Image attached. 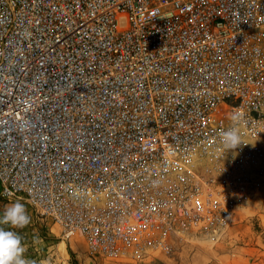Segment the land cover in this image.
I'll use <instances>...</instances> for the list:
<instances>
[{"label": "built area", "instance_id": "obj_1", "mask_svg": "<svg viewBox=\"0 0 264 264\" xmlns=\"http://www.w3.org/2000/svg\"><path fill=\"white\" fill-rule=\"evenodd\" d=\"M263 183L264 0H0L3 198L145 260L225 242Z\"/></svg>", "mask_w": 264, "mask_h": 264}, {"label": "rangeland", "instance_id": "obj_2", "mask_svg": "<svg viewBox=\"0 0 264 264\" xmlns=\"http://www.w3.org/2000/svg\"><path fill=\"white\" fill-rule=\"evenodd\" d=\"M15 201L22 202L31 216V223L16 231L22 236L27 248L25 256L34 260L36 264H210V260L203 261V254L209 249L219 248L221 251V249L231 247L229 245L238 239V232L241 228H246L244 232L250 234V229L262 227L258 225L256 217L260 213L264 215V183L260 189L255 190L248 197L244 206L238 210L237 220L239 222L230 228L226 243L222 242L223 244L218 243L212 246L211 243L201 238L182 237L178 242L179 251L177 252L179 254H176L174 258H172L173 255H170V258L162 254L145 260H120L94 255L86 247L82 236L78 234L70 237L63 236L61 227L50 217L40 214L23 196L6 199L0 195V214L5 207ZM245 222L251 223L250 226L245 225Z\"/></svg>", "mask_w": 264, "mask_h": 264}, {"label": "clouds", "instance_id": "obj_3", "mask_svg": "<svg viewBox=\"0 0 264 264\" xmlns=\"http://www.w3.org/2000/svg\"><path fill=\"white\" fill-rule=\"evenodd\" d=\"M230 119L236 122L239 117L234 114ZM220 139L225 152L235 150L244 143L234 126L221 132ZM30 223L31 216L22 202L15 201L4 208L0 214V264H36L34 260L25 256L27 248L22 236L16 231Z\"/></svg>", "mask_w": 264, "mask_h": 264}, {"label": "crops", "instance_id": "obj_4", "mask_svg": "<svg viewBox=\"0 0 264 264\" xmlns=\"http://www.w3.org/2000/svg\"><path fill=\"white\" fill-rule=\"evenodd\" d=\"M263 218L264 215L261 213L256 217L258 225H262L261 228L250 229V234L244 232L246 228H241L238 232V239L229 245L231 247L221 249V251L219 248L209 249L205 254H203V261L210 260V264H264ZM250 224L251 223L245 222V225L250 226ZM251 232L253 234H251ZM178 249L179 248L177 246L175 252L172 254L173 256L171 255L172 258H174L176 254H179V252H177ZM171 256L169 255L168 257L171 258Z\"/></svg>", "mask_w": 264, "mask_h": 264}]
</instances>
